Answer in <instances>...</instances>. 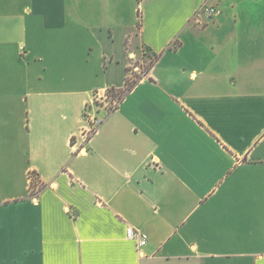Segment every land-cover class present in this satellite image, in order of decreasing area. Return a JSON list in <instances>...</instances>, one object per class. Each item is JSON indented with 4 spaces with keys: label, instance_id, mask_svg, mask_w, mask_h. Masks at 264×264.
<instances>
[{
    "label": "crops",
    "instance_id": "0c3cea01",
    "mask_svg": "<svg viewBox=\"0 0 264 264\" xmlns=\"http://www.w3.org/2000/svg\"><path fill=\"white\" fill-rule=\"evenodd\" d=\"M0 264H264V0H0Z\"/></svg>",
    "mask_w": 264,
    "mask_h": 264
},
{
    "label": "rangeland",
    "instance_id": "374dc122",
    "mask_svg": "<svg viewBox=\"0 0 264 264\" xmlns=\"http://www.w3.org/2000/svg\"><path fill=\"white\" fill-rule=\"evenodd\" d=\"M142 52L143 54H141ZM152 60H154L153 57H148L145 50L139 51L138 53H135V56L129 57L128 61L130 62V66L128 68V78H126L125 80L124 87L120 90L108 89L102 92L104 94V97H99V94L97 93L98 95L94 97L92 106L89 109H86V119L88 117L90 118V115L88 113H93V109L96 110L97 108L103 107L109 112L110 108H112L115 105V102H117V97L119 96L118 94H122L127 89V86H130L132 83L141 79L142 76L146 74L147 68L152 64ZM118 104L119 103L117 102V106ZM89 118L87 120H89ZM90 121L92 122V124L94 123V121ZM29 178L32 179L34 187L39 186L38 180L36 177H34V175H29Z\"/></svg>",
    "mask_w": 264,
    "mask_h": 264
},
{
    "label": "built area",
    "instance_id": "2783aa9c",
    "mask_svg": "<svg viewBox=\"0 0 264 264\" xmlns=\"http://www.w3.org/2000/svg\"><path fill=\"white\" fill-rule=\"evenodd\" d=\"M198 14L199 15H204L207 19H210V18L214 17L217 14V9L214 6L209 5L206 2L199 9ZM98 94H99V97H104V94L102 92L98 93ZM98 94H96V95H98ZM86 112H87V110L84 111V116H85ZM94 131L95 130L93 128L89 132V135H83L84 140H87L89 138V136L91 135V133H94ZM30 182H33L31 178H30ZM126 238L129 239V240L135 241L138 250L143 248L147 244V241H148V237H147V235L145 233H143V232H141V231H139L137 229H134L132 227H128L126 229Z\"/></svg>",
    "mask_w": 264,
    "mask_h": 264
},
{
    "label": "trees",
    "instance_id": "16d2710c",
    "mask_svg": "<svg viewBox=\"0 0 264 264\" xmlns=\"http://www.w3.org/2000/svg\"><path fill=\"white\" fill-rule=\"evenodd\" d=\"M151 57V56H150ZM153 59L154 60H152V64L147 68V70H146V73L150 70V68H151V66L154 64V62L157 60V56H153ZM136 83H137V81L136 82H134V83H132L130 86H127V89L121 94H118L119 96L117 97V102L118 103H120L124 98H125V96L131 91V89L136 85ZM117 102H115V105L112 107V108H110V110H109V112H111V111H113L114 109H116V107H117ZM30 185H31V187H32V185H34V183L33 182H30Z\"/></svg>",
    "mask_w": 264,
    "mask_h": 264
}]
</instances>
